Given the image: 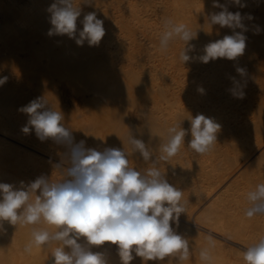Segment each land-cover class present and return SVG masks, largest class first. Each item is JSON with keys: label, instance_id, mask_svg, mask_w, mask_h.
<instances>
[{"label": "bare ground", "instance_id": "obj_1", "mask_svg": "<svg viewBox=\"0 0 264 264\" xmlns=\"http://www.w3.org/2000/svg\"><path fill=\"white\" fill-rule=\"evenodd\" d=\"M103 1L104 2L102 4V6H100L102 3V2L99 3L100 0H92V3H91L92 5L90 4V7L95 8V6H96V10L94 8H91L92 10L90 9V11L94 10L97 15L99 14L100 16H102L101 19H103V20L105 19L104 24H107V25L112 23L111 21H114V20H116L118 23L119 19H120L119 22H123V21H121L122 16L123 17L128 16L129 18L133 17V19H135L134 17L138 18L137 16H139V18H140V14H138V11L141 8H143L142 7L143 5L140 7L141 4H144L145 7L146 6H148V7L150 6L152 8L158 7L157 8L158 11L156 10V12H158L159 17L168 18L171 20H175L176 22L186 24L193 31H197V38L195 40L190 41V43L191 44L195 43L194 44L195 45V51L198 48L201 49V53L196 54L195 51L189 53L192 56L203 55L204 54L203 48L206 44H208L209 42H214L216 40L222 39L225 35H232L233 34V30L228 28V27L221 28L219 25H214L212 27V29H210L208 27V25L206 23L207 19H208V15L212 12H219L220 11L219 8H213L212 7L213 0H103ZM19 2H23V3L17 4ZM17 3H15V1H13V0H9V3H6V2L0 0V58H1L0 63H3V67L5 65L4 68L7 69L6 70L7 72L9 70L8 75L10 76V79L9 78L7 79L6 84L2 85L3 88L5 87V91L7 92V94H9L11 92V88H8V87H12V86L17 85V86H19V87H16L19 89L18 91H20L21 90L20 88H22L23 86H25V87L30 86L31 87V84L29 86L27 85L28 82L29 81L33 82L35 78H37V80H38L41 76H43V75H41L39 77L40 74L45 75V73H39V71L43 69L42 71H45L46 73H48V74H46L47 78H45V81L43 80L44 81L43 85L45 86L44 89H46V87L50 88L49 91H47V89L43 91V92L46 91L45 96L46 95L47 96L45 98L52 95V97L55 100L61 101L62 97L64 95H66L67 91H65L63 89H59L56 82L61 80L60 77H63L62 73H64V72L70 73L69 69L70 70L72 69V71H74V70L76 71L77 66L83 65V68L84 67L86 68V69H84L85 71L84 70L82 71L83 68H80L81 69L80 71H82L83 74L80 72L79 74L75 75L73 72H71V75L66 74L67 78L65 77V80L67 79V83H68V85L72 91V94L70 96V98L72 99V104H73V102H76V96L78 95V93H75V90L80 89V92L78 90H77V92H79L78 97H79L80 101L83 103L82 107L79 105L77 107L76 106L74 107V105H76V103H74L73 106L70 108H68V105H66L67 103L65 104V106L68 109H71V111L79 112L81 108L83 110H86L85 111L86 113L84 114V116H85L84 118H85V121L87 123L85 122L86 124L84 123L85 126H83V128L85 127L86 130L85 129H82V130L87 131L86 134L89 133L88 136L89 135L92 136V138H90L91 136L90 137L87 136V138L94 139L96 142H102L100 140L102 130H103V134H104V131L106 130V129H104V126L108 123V119L110 117L108 115V112H106V111H108L111 108V107H107L105 105V103L106 102L108 103L109 101H111L114 104V102H116L114 104V106H115L117 104V102H119V101L122 102L125 100V99L124 100L122 99L123 96L128 97V95H124V93H123L122 97H120L122 100H118V98L112 96L113 95V91H112L113 89L112 88L115 84L117 71H120L119 73H122L123 75L126 76L127 75L126 72L128 70L127 71L124 70L123 67H117L115 64H111V63L108 64L107 61L109 58H108V56H105L103 50L100 52H97V53H91L92 55L90 54V52H85L84 54H82L83 50L89 49L88 48L89 45L87 44V42H85L83 46H78L75 43V40L70 39L67 35L48 36L45 32L47 30L49 31V28L44 29L45 32H44V30H43V32H41V34H46V37L48 36L47 39L49 38L48 39L49 41H48L45 39V36L43 35L44 41L46 40L44 43L41 36H39L40 34H38V33L40 32L39 30L41 28H43V25H44L43 24L44 22L42 20L43 16L45 17L46 15H50V14L49 13L45 14L44 12H42L43 10L41 11V9L35 10L36 13H35V11H33L34 13L31 12L30 17L28 18L30 20H27V22H26L27 24H30V26L29 25L26 26L27 24H25V21L27 19V17H26L27 14L24 13L23 11L26 10L25 7L27 5L26 6H24V5L27 4V2H25V0H20V1H17ZM31 3H32V5H34L36 7L39 5L41 6V3L39 4V0H31ZM219 3L226 4L228 6V10L233 12V13L239 11V12H241L242 15L250 14L253 17L252 20H247V19L244 20V24H245L246 28L248 29L246 32H244V35L247 37L246 49H245L244 54L242 56L238 57L234 61L228 60L225 58H218L214 61H210L207 64H204V63H202V64L204 66H210L211 64H213L217 68V70H218V68H225L229 71V75H231V77H235V79L237 81H239L241 84L246 85L244 87L245 95H244L243 99H237L234 97H232L231 99H227L226 97L224 98V96H221L220 97L221 101H219L220 102L219 106H215L218 102V100L216 101V98H218V91H219L218 86L223 81V77H222L221 73L217 70L212 72V74L210 76L209 83L203 84V85L194 84L195 82L192 83V80H194L195 75L188 74L186 71H184L185 79L182 80L180 83V87H181L180 92H181V94L184 95V98H185L183 103L180 101L179 102L176 101L177 100L176 98L170 97L173 94L172 91L169 88H166V86H162V84L164 83L163 75L161 77L162 79H160V80H157L158 79L157 77L159 75L157 77L154 76L155 79L157 78L155 81L154 77H152V75H153L152 74L150 76L151 77L150 79H152L154 82L152 80L149 81V78H148L149 76L146 73L147 69L144 66L145 63H143L142 61H141L143 63L142 65L137 64V66L131 67V69H134L136 67L141 68L140 69L141 73H138V72H135V73H138V75L136 74L137 76H140V74L143 75V73H144V76L140 77V78H142V80L145 79L146 76H147L146 79L148 78L147 80H143V81H141L140 79H136V82H139L138 84H142V82H144V81H145V83L147 82L146 84H142V86H141L142 88L141 87L139 88L140 85L137 87V88H139V91H138V89L134 90V88H131V85H128V87H129L128 88L126 83L124 82L125 84H123V82H122L124 79L121 78V80H119V82H121L122 85H126L125 87H127V90L129 89V92L134 90L133 93L132 92L129 93L126 91L129 95L131 94L130 95L131 97L128 98L129 100L132 98V96L134 97V95L138 94V92H140L141 89H142L141 92L144 91L142 98H140L139 100H138V98H136L137 100H134L135 102H132V103H135L134 104L135 106H137L134 109V114H135L136 118L138 119V121H139V119L141 120V123L136 122V124L137 125L141 124V126L144 125L145 127L150 125L148 131L151 132L152 134H156L154 137H157V134L158 135L160 134L155 129L158 126L163 125L166 129H168V127H170V126H172V125H174V124H176L182 120L183 121H182L181 126L184 129H188V127L190 129V122L187 119L190 115L194 117L197 114H203L206 117L213 118L217 123H219L221 125V130L217 135V143L213 146V149L209 153H207L205 155H199V154L194 153L191 149H189L187 147L188 142L191 140V133H190L189 134L190 137H188V136L185 137V140H186L185 146L182 147L180 152L174 158H172L169 161L170 163L172 162L171 164H173V161L175 159H177L176 165H178V167H180L179 164L181 162L184 163L183 161H185V160H182L184 158L183 155H185V156L187 155L186 157L191 155V156H189L190 158L193 157L192 155H197V157L199 156L200 159L203 158L200 161V159L195 156L199 160L198 163L200 162V164L199 165L197 164L198 168H197L196 164L193 165V166H196L195 170L196 169L197 170L194 173L190 172L193 174L192 176H200L203 180L201 179L199 181V179H197L196 177L195 178L193 177L194 180H193V182L191 181L192 183L191 182L190 183L191 184L194 183L193 184L194 186H192V185L190 186V183H187L188 184L187 187L186 186L183 187L182 185L177 184V186H179L180 188H182L183 190H185L188 193L186 195L184 192V199H185V201H187V204H186L187 214L181 215L178 227L183 228L187 231L191 230L190 232H194V231H192L193 227L188 224V223H190V221L188 222V220L186 218H188L187 217L188 215H191V214H189L191 211L190 209H192L193 206L197 203L195 201H198V199L201 198V196H202V194H200V190L196 189L197 188L196 186H199L200 187L199 189H201V188L204 189L205 186L204 187L200 186V185H203L204 178H206L207 183L210 184V182H211V184H212L214 182V183H216V184H214V186H216L220 181H222L226 177L227 174L232 172L238 165L240 166L241 159H244V160L247 159L248 160L250 158L249 156H252V158H251L252 160H248L250 162L248 163V161H247L248 165H246L243 170L241 169L242 171L240 172V173L250 174V171H251L250 168L252 166H254L256 161L259 160V162H260L262 160L261 157H264V0H241V3L246 4V7H243V8L232 4L231 0H219ZM6 4H7V6H6ZM8 4H9V6H8ZM95 4H98L100 7H98V5H95ZM123 5H126V7H123ZM40 6L38 8H41ZM20 7H21V9H20ZM115 8L117 10H114ZM18 10H23L21 12H23L24 14L21 13V15H20V12ZM28 10H29V8H28ZM144 10H146V9H144ZM147 11H149V10H147ZM82 12H84V10ZM88 12H85L84 14H87ZM115 12H117L118 14H115ZM154 12H155V10H154ZM41 13H42V15L40 16V20H38L39 16H37V15H40ZM34 15H35V17H33ZM24 17H26V18H24ZM117 18H119V19H117ZM45 19L46 18H44V20ZM47 19H49V17H47ZM81 19H83V17H80V20ZM106 19L107 20L109 19L110 23L109 22L107 23ZM128 19H127V17H126V20H125V18H123V20H125V21L123 22L124 24L122 23L121 25H123V26L127 25L126 31L128 30L130 33V30H133L134 28L131 25L132 23L126 24L128 22ZM116 21H114V22H116ZM37 22H39L40 24L38 23V25H37ZM31 25H33V26L31 27ZM107 25L104 26L105 33H107L110 30L109 26H107ZM130 25L132 26L133 29H130V27H131ZM77 26H78V29L81 28L79 25H77ZM36 27H38V28H36ZM257 27L260 28L259 34H256V28ZM107 28H109L108 31H107ZM235 31L239 32V31H241V29H236ZM51 37H53V38H51ZM108 37L109 36L106 35L105 38H108ZM38 38H40V39H38ZM159 38H160V34L156 38L151 37L150 38L151 40H149V42L154 43V39L160 40ZM177 42H179V41H177ZM182 44L183 43H181V45ZM126 45L128 46V44H126ZM92 47H94V46H92ZM123 47L122 46L119 47L123 53L124 52L127 53V51H128L129 54H131V52L133 51L132 52L133 54L134 53L139 54V52H141V51L146 50V52H147L148 51L147 49H151V47H154V45L153 46H146L145 44L131 41L129 43V48H131L132 51L130 49L127 50V47H125L127 50L126 51ZM50 51H52V52H50ZM60 53L61 54L65 53V55L63 54L61 56ZM87 53H89L90 55ZM50 54L51 55L57 54L56 56L52 55V58H54L55 62L50 61V60H53L52 58L50 59V56H51ZM140 54H142V53H140ZM178 59H179V57H178ZM48 60H49V62H48ZM179 65H180V63L178 64V67H179ZM181 65H182V67H180V68L185 67V66H183V63ZM236 67L245 68L246 69V75L244 77H241L236 72ZM120 68H122V69H120ZM84 72H85V75H84ZM80 74L84 75V77ZM63 75H65V74H63ZM123 75H119V76L122 77ZM136 75H134V77ZM36 76H38V77H36ZM80 76L83 77L85 82H82V78ZM56 78L58 80H56ZM79 78H80V80H79ZM87 78H88V80H87ZM130 78L132 79V77H130ZM159 78H160V76H159ZM138 80H140L141 83ZM226 80H228V79L226 78ZM35 81H36V79H35ZM131 81H129V82H131ZM36 82H38V81H36ZM41 82H39L38 84H40ZM49 82H50V84H49ZM191 83H192V85H190ZM14 84H16V85H14ZM76 84H78L80 86L78 88L76 87V89H74V86H77ZM133 84H134V82H133ZM122 85H120L119 88H122L123 87ZM37 86H39V85H37ZM132 86L134 87V85H132ZM25 87H23V88H25ZM80 87H82V88H80ZM135 87H136V85H135ZM0 88H2V87H0ZM3 88H2V90H3ZM23 88H22V91H24ZM123 88H122V90L125 89V88L124 89ZM198 88H203L204 92L203 93L199 92ZM35 89H41V88H35ZM42 89H43V87H42ZM26 90L27 89H25V91ZM122 90L120 89L119 91L122 92ZM16 91H17V89H16ZM16 91H15V94H14V92H11V93L14 96L18 95V96H16L17 98H12V96H10L11 97L10 103L6 104L4 109H2V107L0 106V132H1L0 134H2V132H3V134L5 136H7L8 138L11 137L17 143H19V145H21V144L28 145V146L30 145V147H32L33 149L36 148V150L40 151V153L41 152L43 153V151H41V150L45 149V151L50 152V154H49L50 156H55V157L59 156L57 158V160L61 161L65 151L62 150L61 148L58 149V147H56L57 146L56 143H54V145L56 144V146H53V145L51 146L50 144L47 143V141L41 142L35 136V133L32 136L29 134L26 135V134L22 133V131H21V128L27 123L26 120H28V119L26 118V120H24V117H27V114L19 112L18 109L23 107V106H26L28 102L34 100V98H36L34 96H37V97H38V95L43 96V94H42L43 92L41 91L40 92L41 94L40 93L36 94V92H35V95L31 94V96L33 95L32 96L33 98H31V96L29 94V96L31 98L30 99V98H28L29 96H27V93L25 94V92H23V94H24L23 95L22 91H21V93H19L18 91L16 93ZM32 91L33 90H31V92ZM119 91H117V92H119ZM135 91H138V92L136 93ZM206 93H208L209 95L204 96ZM74 94H76V96ZM116 95H118V94L116 93ZM139 96H140V94L136 95V97H139ZM128 99L126 98L125 101L127 102ZM51 100L53 102H55L53 99H51ZM51 100H50V102H51ZM131 100H133V99H131ZM209 100H210V102L211 101L215 102L214 105L212 106L213 109L210 111V107H207L206 110L203 111V105H206V102ZM57 101L55 103H57ZM53 102H52V104H53ZM58 103H60V102H58ZM136 103H137V105H136ZM62 104H64V103H62ZM129 105L130 104L127 105V108ZM56 106H57V104H56ZM59 106H60V104H59ZM59 106H57L56 108L59 109L60 107L61 108L64 107V109H65V106H60V107ZM124 106H125V104L123 105V107ZM130 106H132V109H133L134 106L133 105H130ZM130 106H129V108H130ZM104 107H106V108L103 110ZM216 107H219V108L216 110ZM88 109H90V110L87 111ZM65 111L62 110V113L64 114ZM71 111H69V112L71 113ZM2 112H4V113H2ZM69 112H67V113H69ZM87 112H88V114H87ZM132 112H133V110L128 111L126 109L124 111V114H122V115H125V117L124 116L123 117H124V120L128 124H132L131 122L133 120L130 117V114L132 115ZM73 113L74 112H72L71 114H73ZM81 119H82V117L80 118V120ZM65 122L66 121H64V124H65ZM67 122H69V121H67ZM70 124H71V122H70ZM109 124H111V123L109 122ZM114 124H115L114 126H116V125L118 126V123L115 122ZM121 125H119V126L122 128V131H123V126H121ZM114 126L112 128H114ZM74 127L75 126L73 125L70 128H74ZM108 127H109L108 129H110V126H108ZM118 127H117V129H118ZM124 127H126V126H124ZM128 129L124 132H127ZM113 130H115V128ZM116 131H115V133H116ZM189 132H190V130H189ZM106 133L107 132H105V134ZM151 133H150V135H152ZM27 137H28V139H27ZM166 140H164V142H166ZM7 141H8L7 139L5 140V139H2L0 137V162L1 161L2 162L3 161L8 162V161L13 160V158L10 156H8L4 160L1 159V157L4 155V153H6L5 150L2 149L1 147L4 146V144L5 145L8 144ZM8 142H10V141H8ZM51 142L49 141V143H51ZM89 142H90V140H89ZM91 142H93V141L91 140ZM10 144L13 145L14 142L11 141ZM52 144H53V142H52ZM99 144H97V145H99ZM107 144H108V142H107ZM19 145H16V147L15 146H13V147L16 149H17V146L22 147ZM109 145H110V143H109ZM261 145H262V148L260 147ZM25 151H26V148H25ZM30 153L32 154V152H30ZM186 157H185V159H187ZM195 157H193V158H195ZM52 158H54V157H52ZM197 159H195L194 161H197ZM137 160H141L142 161V162L140 161L141 163H145V161L142 159V157L140 155L137 156ZM202 161L203 162L205 161V163H203ZM7 162H6V164H7ZM259 162L256 164V165H258L257 167H259V169H257L258 171L255 169L256 166H254L252 169V172L254 175V176L252 175L253 176L251 178L252 181L249 178V181H251V183L254 185V187H251L252 190H254L256 185H258L257 183H259V182L261 183V181L264 183V159L260 162V164L262 163L261 165L259 164ZM10 163H11V165H13L12 162H10ZM147 165H145V166H147ZM242 165H243V163L241 164V166ZM54 166H56V165H54ZM145 166L142 168L145 169ZM170 166H172V165H170ZM243 166L241 168H243ZM1 168H2V166H1ZM148 168H146V169H148ZM175 168H177V166L173 167L174 171H176ZM178 169H181V168H177V171H178ZM254 169L256 172L253 171ZM181 170H179V171H181ZM189 170L192 171L193 168H189ZM248 170H250V171L248 172ZM141 171L144 172L143 170H141ZM174 171L169 172V174L172 173V175L174 176V174H175ZM185 171H183V173H182L183 175L188 172L187 169ZM173 172H174V174H173ZM169 174H167V175L170 176ZM182 174H179V176L182 177L183 176ZM14 175H17L16 172L13 174V173L8 172V171H7V173H2L0 171V182L10 183V184L16 185ZM172 175L170 177L171 181L175 182V181L180 180V177L179 178L177 177L178 178L177 179L176 177L174 178ZM242 175H244V174H242ZM192 176H189V177L192 178ZM258 176H261V178H262L260 181H257V179L260 178V177L258 178ZM247 177H250V176L248 175ZM19 178H22V177L20 176ZM186 181L187 180L181 181V183L185 182V184H186ZM238 182H240V181H238ZM177 183H179V181ZM245 183H247V182H245ZM236 186H234V189L232 188L234 190L233 191L234 193H231V194H232V196L238 195L240 197V195H241L240 193H243L242 192L243 190L241 191V188L244 189L243 187H245V185L243 187H241V184L238 183V186L235 189ZM248 186H251V185H248ZM229 187H231V186H228V188ZM212 188H214V187H212ZM203 189H201V190H203ZM228 198H229V196H227V199ZM241 199H242V196H241ZM238 200H240V199L238 198ZM248 206L249 205H245L244 212ZM211 207H212V205H211ZM215 209H217V208H215ZM238 209H237V211H238ZM218 211H219L218 209L215 210L216 215L219 213ZM226 211L227 210H222V213H223V215H221L222 217L217 216L218 217L217 218L216 215H213V218H212L210 215V212H212V213H214V212L211 208V211H208L210 217L209 216L207 217V215L205 214L206 215L205 219H206V221L209 219L212 222V220L215 221V219H214V216H215L217 218L216 219V226L219 227V228H216V226L213 225V224H215V222L213 221L214 223L212 225L215 227V229H217V230L221 229L224 232L226 231L225 233L226 234L228 233L227 235L230 234V236H234L235 238L242 241V243L245 244L244 246H247V247L258 242V240L260 238L264 237V225H262L260 227L259 231L248 232L246 230V223H245L246 221L244 222V219L242 220L244 223H242V222H241L242 224L237 223V221H235L233 219L231 220L230 216L227 217V215L229 213H227ZM200 214H201V212H200ZM224 214H225V216H224ZM262 216H264V215H262ZM182 220H184V221H182ZM209 220H208V224H209ZM201 221H203V220H201ZM38 227H47V226L46 225H40ZM210 227H212V226H210ZM214 227H213V229H214ZM32 231H33V229L29 228L28 225H26V226H21V225L14 226V225H10L8 223H4V230L0 231V240H1L2 244L6 243L7 246H9V248H11V250H8V252H3V251L0 252V256L2 255L0 257V264H52L53 258L51 257V252H52V249L55 245H53L51 247H49V246L33 247L30 252L25 251L26 245H28V243L32 239ZM196 231H199V230H197V228H196ZM202 231H201V233H202ZM199 235L201 236V234H199ZM206 237H207V235H206ZM230 239L233 240V238H230ZM19 240H22V241H19ZM217 241H218V239H217ZM236 242H237V240H236ZM102 248H105V250H107L106 251L107 256H110V255L114 254L113 252H116L115 246H112V245L106 244L99 249H102ZM99 249H94V250H99ZM199 252H200V250H199ZM241 252H237L238 256L234 259L233 264H244V261L242 258L243 252L242 253ZM14 256L21 257L20 258L21 260L20 261L13 260ZM117 260L109 259V262H110V264H119V259H117ZM168 261H170V262L168 263ZM171 261L172 260H165L164 263L170 264ZM200 262L201 261L199 258L192 257L191 261L188 263H185V264H200ZM218 262L219 261H217L216 264H220ZM132 264H137L136 260L132 261ZM158 264H160V263H158ZM171 264H174V263H171Z\"/></svg>", "mask_w": 264, "mask_h": 264}, {"label": "clouds", "instance_id": "obj_2", "mask_svg": "<svg viewBox=\"0 0 264 264\" xmlns=\"http://www.w3.org/2000/svg\"><path fill=\"white\" fill-rule=\"evenodd\" d=\"M231 2L246 7L241 0ZM81 3L90 5L92 0ZM80 4L75 5L74 0H54L47 9L51 25L47 34L67 35L78 46L85 42L98 46L105 36L104 21L97 18L95 11L88 12L79 21L83 26L79 30ZM212 7L220 11L208 15V27H228L233 30L232 35L206 44L203 55L190 56L195 51L190 41L197 38V31L167 19L159 41L161 50L167 51L175 40L183 41L184 48L179 53L183 64L192 60L207 64L218 58L234 61L242 56L247 40L244 32L248 30L244 20L253 17L239 11L233 13L219 0H213ZM259 32L257 27L256 34ZM236 72L241 77L246 75L243 67H236ZM7 79L0 77V86ZM231 79L233 87L228 91L234 98L243 99L246 85L235 77ZM198 91L203 93L204 89L198 88ZM18 111L28 116L22 133L34 131L41 142L51 139L63 146L65 152L55 166L61 177L58 180L41 175L27 184L21 181L19 188L0 182V231L4 230L5 222L33 226L32 239L25 251L55 245L51 252L52 264H110L104 251L94 250L106 244L115 246L119 264H132L137 257L142 264L149 261L163 264L165 260L184 264L191 259L189 238L177 231L181 215L187 214L184 190L170 183L166 171L159 167L160 162L167 163L185 146L189 130L181 126L183 120L168 127L167 140L160 145L158 156L153 155L143 139L130 133L133 152L152 165L141 172L130 166L124 149L106 147L99 151L86 147L85 140L75 142L73 130L64 124V114L54 110L45 97L30 101ZM187 119L191 133L187 147L199 155L209 153L217 143L221 125L203 114L190 115ZM247 200V218L264 215V183L248 192ZM214 249L215 240L208 236L207 246L199 252L201 264H213ZM242 258L244 264H264V237L248 246Z\"/></svg>", "mask_w": 264, "mask_h": 264}, {"label": "rangeland", "instance_id": "obj_3", "mask_svg": "<svg viewBox=\"0 0 264 264\" xmlns=\"http://www.w3.org/2000/svg\"><path fill=\"white\" fill-rule=\"evenodd\" d=\"M1 1H4V2H6V3H9V0H1ZM13 1H15V3H17V1H20V0H13ZM25 2H27V4H25L24 6H26L25 7V11H23V10H18L19 12H20V15H21V13H26L27 14V19H26V21H25V24H27L26 22H27V20H30V19H28L29 17H30V15H31V12H33V11H35V10H38V9H41V11L42 12H44L45 14H47V13H49L48 11H47V9H48V7L54 2V0H39V4L41 3V8H38L39 6H34V5H32V3H31V0H25ZM82 2V0H74V4L75 5H79L80 3ZM102 2V3H101ZM103 0H100V2L99 3H101V5L100 6H102V4H103ZM21 3H23V2H19V3H17V4H21ZM98 3V2H97ZM98 3V4H99ZM98 4H95V5H98ZM128 4V3H127ZM92 5V4H91ZM143 5V6H142ZM6 6H7V4H6ZM8 6H9V4H8ZM22 6V5H21ZM99 5H98V7H100ZM143 7V8H141L139 11H138V14H140V18H139V16H137L138 18H136V17H134L135 19H133V17L132 18H129L128 16H126L127 17V19H128V22L126 23V24H130V23H132L131 25L133 26V28H132V26L130 27V29H133V30H130V33H129V31L127 30L126 31V26H123V25H121L125 20H126V17L124 16H122V19H121V21H123V22H119V18H117V19H119L118 20V23H117V21L116 20H114V21H116V22H114V21H111L112 23H110L109 21V19L107 20L106 19V22L108 23H110L109 25H107V24H104V26L105 25H107V26H109V28H110V30H109V28H107V33H105V37H106V35L107 36H109L108 38H103L102 40H101V42H100V44L98 45V46H94V47H92V46H89L88 48V50L86 49V50H83V52H82V54H84L85 52H90V54L91 53H97V52H100V51H102L103 50V52H104V54H105V56H108V61H107V63L109 64V63H111V64H115L117 67H123L124 68V70H128L126 73H127V75L125 76V75H123L122 73H119L120 71H117V75H116V79H115V84H114V86H113V97H116V98H118V100H126V98L128 99V98H130L131 96V94L129 95L127 92H129V89L127 90V87H128V85H131V88H134V90L135 89H138V91H139V88L142 86V84H146L145 83V81L144 82H142V84H138L139 82H136V79H140L141 81H143V80H147L148 78H149V81L150 80H152V79H150L151 77V75H152V77H157L158 75L160 76V78H159V76L156 78L157 80H160V79H162L161 77H162V75H163V79H164V83L162 84V86H166V88H169L171 91H172V95L170 96V97H173V98H176L177 100L176 101H180V102H184V100H185V98H184V95L183 94H181V92H180V90H181V87H180V83H181V81L182 80H184L185 79V76H184V71H186L188 74H191V75H195L194 76V80H192V83L193 82H195L194 84H200V85H203V84H207V83H209V81H210V76H211V74H212V72H214L215 70H217V68L213 65V64H211L210 66H204L201 62H199V60H192V61H189V62H187V63H185V64H183V66H185L184 68H180V67H182V61L180 60V58L178 59V57H179V53L182 51V49L184 48V43H183V41H179V40H175V41H173L172 42V44H170V46H169V48L167 49V51H162L161 50V48H160V43H159V41L160 40H157V39H154V43L152 42V43H150L149 42V40H151L150 38L151 37H154V38H156L159 34H160V37H161V34L163 33V31H164V22H165V20H167L168 18H162V17H159V14H158V12H156V10H157V8L158 7H154V8H152V7H148V6H146L145 7V5L144 4H141L140 5V7ZM80 7H81V9H82V11L84 10V12H82V14H81V16L80 17H83L85 14V12H93V11H90V9L91 8H94V7H90V5H86V4H83V3H81L80 4ZM123 7H126V5H123ZM28 8H29V10H28ZM37 8V9H36ZM104 8V7H103ZM102 8V9H103ZM122 8V7H121ZM20 9H21V7H20ZM95 10H96V6H95V8H94ZM105 9V8H104ZM144 9H146V10H144ZM92 10V9H91ZM114 10H117L116 8L114 9ZM147 10H149V11H147ZM154 10H155V12H154ZM21 11H23V12H21ZM27 11V12H26ZM158 11V10H157ZM17 13V12H16ZM23 13V14H24ZM34 13V12H33ZM35 13H36V11H35ZM25 14V15H26ZM44 14V15H45ZM50 14V13H49ZM115 14H118L117 12H115ZM149 16H148V15ZM33 15V14H32ZM42 15V13L40 14V15H37V16H39V19L38 20H40V16ZM24 16V15H23ZM47 17H50V15H46ZM44 17L43 16V24L45 25H43V28H39L40 30V32L38 33V34H40L39 36H41V38H42V40H43V42L45 43V41L46 40H48L47 39V37L49 36L48 34H47V32H48V30L45 32V30L44 29H47V28H49L50 29V27H51V25H50V23H49V19H47V17ZM26 17H24V18H26ZM33 17H35V15L33 16ZM80 17H78V20H77V25H79L80 27V29L79 30H81L82 29V25L79 23V20H80ZM42 18V17H41ZM44 18H46L45 20H44ZM97 18H99V19H101L102 18V16H100L99 14L97 15ZM123 18H125V20H123ZM35 19V18H34ZM33 19V20H34ZM133 19V20H132ZM165 19V20H164ZM82 20V19H81ZM103 20V19H102ZM132 20V21H131ZM35 21V20H34ZM103 21H105V19L103 20ZM174 22H176L175 20H173ZM40 22V21H39ZM39 22H37V25H38V23ZM105 22V23H106ZM29 23V22H28ZM36 23V22H35ZM176 23H179V22H176ZM40 24V23H39ZM124 24V23H123ZM30 26V24H27L26 26ZM36 25V24H35ZM36 25V26H37ZM47 25V26H46ZM33 25H31V27H32ZM42 26V25H41ZM106 26V27H107ZM78 27V26H77ZM36 28H38V27H36ZM157 29V30H156ZM43 30H44V32L48 35L47 37H46V34H41V32H43ZM157 34V35H156ZM43 35L45 36V41H44V37H43ZM51 38H53V37H51ZM38 39H40V38H38ZM160 39V38H159ZM49 41V40H48ZM131 41H134V42H138V43H142V44H145L146 46H153L154 45V47H151V49H147L148 51L146 52V50L145 51H141V52H139V54L138 53H132L133 51L131 50V48H129V43L131 42ZM177 41H179V42H177ZM183 43L182 45H181V43ZM126 44H128V46L126 45ZM195 44V43H194ZM197 44V43H196ZM120 46H124L123 48L126 50V48L125 47H127V50L128 49H130L131 51V54H129V52L127 51V53L126 52H122L121 50H120ZM156 46V47H155ZM92 47V48H91ZM40 49V48H39ZM174 49V50H173ZM90 50V51H89ZM175 51V52H174ZM50 52H52V51H50ZM49 52V53H50ZM58 52V51H57ZM149 52V53H148ZM55 53V52H54ZM140 53H142V54H140ZM195 53L196 54H198V53H201V49L200 48H198L196 51H195ZM61 54V53H60ZM64 55H65V53H63ZM63 54H61V56L63 55ZM87 54H89V53H87ZM89 54V55H90ZM51 55V54H50ZM49 55V56H50ZM52 55H54V54H52ZM52 55L50 56V59L52 58ZM57 55V54H56ZM56 55H54V56H56ZM92 55V54H91ZM190 55V54H189ZM190 56H192V55H190ZM64 57V56H63ZM175 57V58H174ZM1 59V58H0ZM49 59V60H50ZM53 60H50L51 62H53L54 61V58H52ZM176 59V60H175ZM49 60H48V62H49ZM143 63H145L144 64V66H145V68L147 69L146 70V73H147V75L149 76L147 79H146V77H145V79H143L142 80V78H140L141 76H144V73H143V75L142 74H140V76H137L138 75V73H141V71H140V69L141 68H138V67H136V68H134V69H131V67L132 66H137V64H143ZM55 62V61H54ZM180 63V65H179V67H178V64ZM74 65V64H73ZM81 66V67H80ZM80 66H77L76 67V71L74 70V71H72V69L70 70L69 69V71H70V73L69 72H64V73H62V76L63 77H60V81H58V82H56V84H57V86L59 87V89H63V90H65V91H67V93H66V95H64L63 97H62V100L61 101H57V100H55L53 97H52V95L51 96H49V97H47V98H45V99H47V101H48V103L50 102V100L51 99H53L55 102L57 101V103H55V102H53L52 100H51V104L49 103V105L54 109V110H56L57 108V106H59V104H60V106H65V104L66 105H68V108H70V107H72L73 106V104L74 103H76V105H74V107L76 106H81L82 107V102L80 101V99H79V97H78V95H79V92H80V89H76V87L78 88L80 85H78V84H76L77 86H74V89H76L75 90V93H78V95L76 96V94H74L75 96H76V102H73V104H72V99L70 98V96H71V94H72V91H71V89H70V87H69V85H68V83H67V79L65 80V77H66V74H70L71 75V72H73L75 75H77V74H79L80 72L82 73V71L84 70V69H86L85 67L83 68V65H80ZM85 66V65H84ZM4 67H5V65H4ZM3 67V63H0V77H7V78H9L10 79V76L8 75V72H9V70H8V72L6 71L7 69L6 68H4ZM80 68H83L82 69V71H80L81 69ZM56 69V68H55ZM120 69H122V68H120ZM43 70V69H42ZM42 70H40L39 71V73H45V75L44 74H40L39 75V77L41 76V75H43V76H41L38 80H37V78H35L36 79V81H38V82H36L35 81V79H34V81L33 82H31V81H29L28 82V86L31 84V87L29 86V87H25V86H23V87H25V88H23L22 86V88L24 89V91H22V88H20L21 90L20 91H18L19 89L18 88H16V87H19V86H17L16 84H14V85H16V86H12V87H8V88H11V92H14V94H15V91H16V89H17V91L19 92V93H21V91H22V94H23V92H25V94L27 93V96H29V94H30V96H31V94H34L35 95V92H36V94H38V93H40L41 91L43 92L44 90H46L47 89V91H49L50 90V88H48V87H46V89H44L45 88V86L43 85L44 84V81H45V78H47V76H46V74H48V73H46L45 71H42ZM85 71V70H84ZM217 71H219L220 73H221V75H222V77H223V81H222V83L218 86V98H216V101L218 100V102H217V104L215 105V106H219V104H220V102L219 101H221V96H224V98L226 97L227 99H231L233 96L230 94V92L228 91V89H230V88H232L233 87V83H232V77H231V75H229V71L227 70V69H225V68H218V70ZM116 72V71H115ZM125 72V71H124ZM123 72V73H124ZM135 72H138V73H135ZM157 74H156V73ZM135 73V74H134ZM51 74V73H50ZM63 74H65V75H63ZM83 74V73H82ZM82 74H80V75H82ZM123 75L122 77L121 76H119V75ZM133 74V75H132ZM137 74V75H136ZM150 74V75H149ZM161 74V75H160ZM84 75H85V72H84ZM84 75H82L83 77H84ZM134 75H136L135 77H134ZM146 75V74H145ZM82 76H80L81 78H82V82H85L84 81V79H83V77ZM89 76V75H88ZM132 77V79L130 78V77ZM36 77H38V76H36ZM78 77V76H77ZM87 77V76H86ZM119 77V78H118ZM127 77V78H126ZM129 77V78H128ZM134 77V78H133ZM155 77H154V79H155ZM196 77V78H195ZM67 78V77H66ZM121 78L122 79H124L122 82H123V84H125L126 83V85H127V87H125L126 85H122V83L121 82H119V80H121ZM226 78L228 79V80H226ZM130 79V80H129ZM135 79V80H134ZM156 79H155V81H156ZM44 80V81H43ZM56 80H58L57 78H56ZM79 80H80V78H79ZM87 80H88V78H87ZM132 80V81H131ZM140 80H138V81H140ZM43 83H42V82ZM129 81H131V82H129ZM141 81H140V83H141ZM153 81V80H152ZM151 81V82H152ZM39 82H41L40 84H38ZM125 82V83H124ZM133 82H134V84H133ZM154 82V81H153ZM37 83V84H36ZM120 83V84H119ZM192 83L190 84V85H192ZM6 84V83H5ZM35 84V85H34ZM49 84H50V82H49ZM37 85H39V86H37ZM120 85H122L123 87V89L124 90H122V88H119L120 87ZM132 85H134V87L132 86ZM135 85H136V87H135ZM140 85V86H139ZM6 86V85H5ZM36 86V87H35ZM139 86V88H137ZM0 87H2L3 88V86H0ZM42 87H43V89H42ZM2 88H0V106L2 107V109H4L5 108V106H6V104H8V103H10V96H12V98H17L16 96H18V95H16V96H14L11 92V94L9 93V94H7V92L5 91V87L3 88V90H2ZM16 88V89H15ZM34 88V89H33ZM35 88H41V89H35ZM80 88H82V87H80ZM129 88V87H128ZM142 88V87H141ZM7 89V88H6ZM25 89H27L26 91H25ZM29 89V90H28ZM122 90V92L121 91H119V90ZM8 90V89H7ZM15 90V91H14ZM31 90H33L32 92H31ZM77 90L79 91V92H77ZM132 90V89H131ZM134 90H132V91H130L129 93H133V91ZM9 91V90H8ZM17 91H16V93H17ZM117 91H119V92H117ZM127 91V92H126ZM138 91H135L136 93L138 92ZM142 91V89L140 90V92H138V94H140V96L139 97H136V95H138V94H136V95H134V97L132 96V98L131 99H133V100H129L128 99V101L126 102L125 100L124 101H119V102H117V104L114 106V104L116 103V102H114V104L111 102V101H109L108 103L106 102L105 103V105L107 106V107H111L108 111H106V112H108V115L110 116L109 117V119H108V123L104 126V129H106L105 131H104V134H105V132H107L105 135L103 134V130H102V134H101V137H100V140L102 141V142H96L94 139H90V138H92V136L91 135H89L88 136V134L89 133H87L86 134V132L87 131H85L86 130V128L84 127L83 128V126H85V124L87 123L86 121H85V116H84V114L86 113L85 111L86 110H83L82 108V110L80 109V111L79 112H77V111H71V109H68L66 106H65V109H64V107H58L59 109H60V111H62V110H66L65 112H64V121H69V122H65V126H67L68 128H70L71 126H75L74 128H70L71 130H73V135H74V137H75V142H79L80 140H85L86 141V147H89V148H96L97 150H99V151H103L104 150V148H106V147H117V148H121V149H124L125 150V152L128 154V160H129V164H130V166H132L133 168H135L136 170H143L144 172L147 170L146 168H148V167H151L152 165H151V162H145V163H141L142 161L141 160H137V156L139 155L138 153H134L133 152V150H132V146L130 145V143H129V135H130V133H132L136 138H140V139H143L144 141H145V143L146 144H148V146H149V149L153 152V155L154 156H158L159 155V147H160V145L161 144H163V142H164V140H166L167 139V129L163 126V125H160V126H158L157 128H155L157 131H158V133H160L159 135L157 134V137H154L156 134H152L151 132H149L148 131V129H149V127H150V125L149 126H141V124H136V122L137 123H141V120L139 119V121H138V119L136 118V116H135V114H134V109L137 107V106H135L134 104L135 103H132V102H135L134 100H137L136 98H138V100L140 99V98H142V96H143V92H141ZM31 92V93H30ZM18 93V94H19ZM45 93H46V91L45 92H43L42 94H43V96L44 97H46L45 96ZM49 93V92H48ZM116 93L118 94V95H116ZM123 93H124V95H128V97L126 96H123L122 97V95H123ZM41 94V93H40ZM116 96H115V95ZM120 94V95H119ZM24 95V94H23ZM206 95H209L208 93H206L204 96H206ZM21 96V95H20ZM30 96L28 97V98H30ZM33 96V95H32ZM31 96V98H33ZM42 95H38V97H43ZM34 97H36V98H38L37 96H34ZM52 97V98H51ZM120 97H122V99L120 98ZM125 97V98H124ZM30 98V99H31ZM36 98H34V99H36ZM66 98V99H65ZM49 99V100H48ZM65 99V100H64ZM171 99V98H170ZM29 100V99H28ZM71 101V102H70ZM131 101V102H130ZM52 102H53V104H52ZM58 102H60V103H58ZM121 102V103H120ZM29 103V102H28ZM27 103V104H28ZM55 103V104H54ZM62 103H64V104H62ZM214 103L215 102H210V100L209 101H207L206 102V105H203V111L204 110H206V108L207 107H210V111L213 109L212 108V106L214 105ZM56 104H57V106H56ZM125 104V108L123 107V105ZM128 104H130V105H133L134 107H133V109H132V106H130V108H129V106H128V108H127V105ZM53 105V106H52ZM136 105H137V103H136ZM96 106V105H95ZM121 106V107H120ZM106 107H104L103 108V110L105 109ZM116 108V109H115ZM121 110H120V109ZM219 107H216V110L218 109ZM59 109H57V110H59ZM128 110V111H130V110H133V112H132V115L130 114V117L132 118V124H128L125 120H124V117H125V115H122V114H124V111L125 110ZM74 110V109H73ZM90 109H88L87 111H89ZM123 110V111H122ZM4 111V110H3ZM69 111H71V113L72 112H74L73 114H71ZM20 112V111H19ZM67 112H69V113H67ZM2 113H4V112H2ZM87 114H88V112H87ZM86 114V115H87ZM112 114V115H111ZM70 115V116H69ZM73 115V116H72ZM83 115V116H82ZM69 116V117H68ZM80 116V117H79ZM88 116V115H87ZM124 116V117H123ZM75 117V118H74ZM82 117V119L80 120V118ZM26 118L28 119V116L27 117H24V120H26ZM84 118V119H83ZM72 121H71V120ZM79 119V120H78ZM116 120V121H115ZM118 120V121H117ZM27 121V120H26ZM116 123H118V126L119 125H121V126H123V131H122V128L120 129L117 125L116 126H114L115 124V122ZM70 122H71V124H70ZM73 122V123H72ZM86 122V123H85ZM109 122L112 124H109ZM85 123V124H84ZM121 123V124H120ZM68 124V125H67ZM76 124V125H75ZM109 124V125H108ZM125 124V125H124ZM133 125V126H132ZM108 126H110V129H108L109 127ZM114 126V128H115V130H113L114 128H112ZM124 126H126V127H124ZM117 127H118V129H117ZM128 129V131L127 132H124V131H126L127 129ZM187 128V127H186ZM82 129H85V130H82ZM125 129V130H124ZM188 129H189V127H188ZM188 129H186V130H188ZM117 130V131H116ZM120 130V131H119ZM190 130V129H189ZM109 131V132H108ZM114 131V132H113ZM115 131H116V133H115ZM119 134H118V133ZM1 133V132H0ZM150 133L152 134V135H150ZM33 134H34V132H31L29 135H32L33 136ZM189 134H190V132L188 131V133H187V135L185 136V137H190L189 136ZM87 136L88 137H90V138H87ZM153 136V137H152ZM0 137L2 138V139H7L8 141H12V142H14V144L12 145V144H10V142H8L7 141V143L9 144H4V146H2L1 148L2 149H4L5 150V152L6 153H4V155L1 157V159H6L8 156H10V157H12L13 158V160H11V161H1L0 162V171L2 172V173H7V171L8 172H11V173H15L16 172V174L17 175H14L15 176V183H16V187L17 188H19V186H20V182L21 181H23V182H25V184H27L28 182H31V181H34L37 177H39V176H41V175H46V176H48V177H50V179L51 180H53V181H55V180H58V179H60L61 177H60V175H59V172H58V170H56V167L54 166V165H56V163L58 164L60 161L59 160H57V158L59 157L58 155V157H55V156H50L49 154H50V152H48V151H45V149L44 150H41V151H43V153L41 152L40 153V151H37L36 150V148H32V147H30V145L28 146V145H23V144H21V145H19V143H17L14 139H12L11 137L10 138H8L7 136H5L4 134H3V132H2V134H0ZM27 139H28V137H27ZM88 139V140H87ZM89 140H90V142H89ZM91 140L93 141V142H91ZM47 141V143L48 144H50L51 146L53 145V146H56V144L54 145V143L55 142H53L51 139L50 140H46ZM45 141V142H46ZM49 141L51 142H53V144H52V142L51 143H49ZM107 142H108V144H107ZM99 144V145H97V144ZM102 143V144H101ZM109 143H110V145H109ZM92 144V145H91ZM94 144V145H93ZM185 144H186V140H185ZM12 145V146H11ZM16 145H19V146H22V147H18L17 146V149L16 148H14L13 146H15L16 147ZM32 145V144H31ZM102 145V146H101ZM108 145V146H107ZM104 146V147H103ZM56 147H58V149L59 148H61L62 150H64L65 151V149H64V147L63 146H61V145H59L58 146V144H57V146ZM261 148H262V145L260 146ZM25 148H26V151H25ZM57 149V150H58ZM260 149V148H259ZM258 149V150H259ZM25 151V152H24ZM28 152V153H27ZM30 152H32V154L30 153ZM34 152V153H33ZM30 153V154H29ZM36 153V154H35ZM47 154V155H46ZM187 156V155H186ZM185 155H183V159L182 160H185V161H183L184 163H182L181 161V163L179 164L180 165V167H178V165H176L177 164V162H176V160L177 159H173L174 161H173V164H171L169 161V165L167 164V163H165V162H160V164H159V167H160V169H161V171H166V176H167V178H168V180H169V182L170 183H173V184H175V185H177V184H180V185H182L183 187L184 186H188V184L187 183H190L191 181L193 182V177L195 178H197V179H199V181L202 179L200 176H192L193 174L192 173H194L196 170H195V168H196V166H197V164L199 165L200 164V162L198 163V159L197 158H199L200 159V157L198 156L197 157V155H192L193 157H195V158H190L189 156H191V155H189L188 157H186ZM41 157V158H40ZM52 157H54V158H52ZM185 157L187 158V159H185ZM250 157V158H249ZM248 158V160H252L251 158H252V156H249ZM56 158V159H55ZM140 158V157H139ZM138 158V159H139ZM202 158V157H201ZM195 159H197V161H194ZM203 159V158H202ZM202 159H200V161L202 160ZM261 159L263 160L264 159V157H261ZM260 159V160H261ZM15 160V161H14ZM247 159H241V162H240V166L238 165L232 172H230L229 174H227L226 175V177L222 180V181H220L216 186H214V184H216V183H212L211 184V182H210V184L209 183H207V180H206V178H204V181H203V185H200L201 187H204V189L203 188H201V189H203V190H201V189H199L200 187L199 186H196L197 188L196 189H198V190H200V194H202V196H201V198H199L198 199V201H195V202H197L194 206H193V208L192 209H190L191 211H190V213L189 214H191V215H188L187 217L188 218H186L187 220H188V222L190 221V223H188L189 225H191L190 227L192 228V231H194V232H190V231H187V230H185V229H183V228H180V227H178L177 228V231L179 232V233H181V234H183V235H185L186 237H188L189 238V242H190V249H191V259H192V257H196V258H199V250H201L202 248H204V247H206L207 246V237L208 236H211V237H213L214 238V240H215V249L213 250V255H214V261H213V264H216V262L217 261H219L218 263H220V264H233V262H234V259L238 256L237 254V252H241L242 250L244 251V250H246V248H247V246H244L245 244L244 243H242V241H240L239 239H237V238H235L234 236H230V234L229 235H227L223 230H217V229H215V227L214 226H216V219L218 218L217 216H219V217H222L221 215H223V213H222V210H227L226 212L227 213H229L228 215H227V217L228 216H230V218H231V220L233 219V220H235V221H237V223H244L245 221V223H246V230L248 231V232H250V231H259V229H260V227L262 226V225H264V216H262V215H258V216H255V217H253V218H251V219H249V218H247L246 216H245V212H244V208H245V205H249V203H248V201H247V192H250V191H252V189H251V187H254V185L251 183V181H252V177L254 176L253 175V172H252V169H253V167L254 166H256V170L257 169H259V167H257L258 165H256L258 162H259V160L258 161H256V163L254 164V166H252L251 168H250V170H248V172L250 171V174H246V173H240L243 169H244V167L246 166V165H248V163L250 162V161H248ZM261 160V161H262ZM141 161V162H140ZM194 161V162H193ZM244 161V162H243ZM247 161H248V163H247ZM260 161V162H261ZM6 162H7V164H6ZM10 162H12V164L13 165H11V163ZM16 162V163H15ZM193 162V163H192ZM203 162V161H202ZM260 162H259V164H260ZM55 163V164H54ZM141 163V164H140ZM175 163V164H174ZM203 163H205V161L203 162ZM243 163V168H241L242 166H241V164ZM10 166H9V165ZM148 164V165H147ZM183 164V165H182ZM196 164V166H193V165H195ZM202 164V163H201ZM262 164V163H261ZM260 164V165H261ZM139 165V166H138ZM145 165H147V166H145ZM170 165H172V166H170ZM259 165V166H260ZM1 166H2V168H1ZM14 166V167H13ZM145 166V169L144 168H142V167H144ZM176 167L177 166V168H181V169H178V171H177V168H175V170L176 171H174L173 170V167ZM15 168V169H14ZM189 168H193V170L192 171H190L189 170ZM197 168H198V166H197ZM187 169V171L190 173V172H192V173H185L184 175L182 174L183 173V171H185ZM242 169V170H241ZM255 169L253 170L254 172H256L255 171ZM16 170V171H15ZM179 170H181V171H179ZM6 171V172H5ZM13 171V172H12ZM168 171V172H167ZM172 171H174L175 172V174H174V172H173V174H174V176L172 175V173L171 174H169V172H172ZM258 171V170H257ZM21 172V173H20ZM142 172V171H141ZM178 172V173H177ZM180 172V173H179ZM186 172V171H185ZM244 172V171H243ZM167 174H169L170 176H168ZM179 174H182L181 176L182 177H180L179 176ZM242 174H246L247 176L249 175L250 177H247L246 175L244 176V175H242ZM171 175L175 178H179L180 177V180L181 181H185V180H187L186 181V184H185V182L183 183H181V181L180 180H178L179 181V183H177L178 181H175V182H173V181H171V179H170V177H171ZM253 175V176H252ZM18 176V177H17ZM22 177V178H19V177ZM189 176H192V178L191 177H189ZM256 177V176H255ZM254 177V178H255ZM260 177V178H259ZM177 178V179H178ZM182 178V179H181ZM191 178V179H190ZM249 178L251 179V181H249ZM258 178L259 179H257V181H260L262 178H261V176H258ZM248 179V180H247ZM17 180V181H16ZM203 180V179H202ZM206 180V181H205ZM240 181V182H238V181ZM237 181V182H236ZM191 182V183H192ZM209 182V181H208ZM245 182H247V183H245ZM250 182V183H249ZM190 183V186L192 185V186H194L193 184H191ZM228 183V184H227ZM238 183L239 184H241V187H243L244 185H245V187H243L244 189H242L241 188V191L243 192V193H240L239 195H240V197L238 196V195H234V196H232V194L231 193H234L233 191V189H234V186H238ZM245 183V184H244ZM249 183V184H248ZM260 183V182H259ZM259 183H257V184H259ZM261 183H263L262 181H261ZM260 183V184H261ZM184 184V185H183ZM196 184V183H195ZM205 184V185H204ZM234 184V185H233ZM211 185V186H210ZM248 185H251V186H248ZM228 186H231V187H229L228 188ZM233 186V187H232ZM237 186L235 187V189L237 188ZM212 187H214V188H212ZM228 188V189H227ZM231 188V189H230ZM233 188V189H232ZM231 190V191H230ZM210 191V192H209ZM230 191V192H229ZM184 192H185V194L187 195L188 193L184 190ZM227 196H229V198L227 199ZM238 196V197H237ZM241 196H242V199H241ZM244 197V198H243ZM238 198L240 199V200H238ZM204 200V201H203ZM213 201V202H212ZM247 201V202H246ZM215 203V204H214ZM206 204V205H205ZM205 205V206H204ZM211 205H212V207H211ZM214 206V207H213ZM241 207V208H240ZM210 208V209H209ZM211 208H212V210H213V212L214 213H212V212H210V215H211V217L213 218V215H216V212H215V210H219L218 212V214L216 215V217L214 216V219H215V221L214 220H212V222H211V220H209V224H208V220L206 221V215H207V217L209 216V212L208 211H211ZM215 208H217V209H215ZM239 208V209H238ZM195 209V210H194ZM237 209H238V211H237ZM199 212V213H198ZM200 212H201V214H200ZM221 212V213H220ZM206 214V215H205ZM200 215V216H199ZM224 216H225V214H224ZM232 216V217H231ZM198 217V218H197ZM203 217V218H202ZM210 217V216H209ZM261 217V218H260ZM247 218V219H246ZM263 218V219H262ZM198 219V220H197ZM229 219V218H228ZM244 219V222L242 221ZM246 219V220H245ZM201 220H203V221H201ZM182 221H184V220H182ZM200 221V222H199ZM215 222V224H213L214 222ZM248 221V222H247ZM204 222V223H203ZM211 222V223H210ZM218 222V221H217ZM5 223H7V222H5ZM219 223V222H218ZM241 223V224H242ZM214 226H213V225ZM29 226V228H32L33 229V226H31V225H28ZM210 226H212V227H210ZM175 227V226H174ZM195 227V228H194ZM213 227H214V229H213ZM196 228H197V230H199V231H196ZM216 228H219L218 226H216ZM195 229V230H194ZM203 231H202V230ZM202 231V233H201V231ZM218 231V232H217ZM220 231V232H219ZM200 232V233H199ZM199 234H201V236L199 235ZM222 234V235H221ZM225 234V235H224ZM206 235H207V237H206ZM217 236V237H216ZM206 237V238H205ZM229 237V238H228ZM230 238H233V240L232 239H230ZM217 239H218V241H217ZM226 240V241H225ZM236 240H237V242H236ZM19 241H22V240H19ZM223 241V242H222ZM239 242V243H238ZM241 242V243H240ZM201 244V245H200ZM4 245V246H3ZM204 245V246H203ZM194 247V248H193ZM229 247V248H228ZM240 250H239V249ZM244 248V249H243ZM226 249V250H225ZM242 249V250H241ZM8 250H11V248H9V246H7V244L6 243H3L2 244V242H1V240H0V252H8ZM222 250V251H221ZM230 250V251H229ZM98 251H104L105 253H106V251L107 250H105V248H102V249H99ZM242 251V252H243ZM241 252V253H242ZM114 254H112V255H110V256H108V258L109 259H114V260H117V259H119V257L118 256H116V252H113ZM220 253V254H219ZM222 253V254H221ZM224 253V254H223ZM107 254V253H106ZM2 256V255H1ZM0 256V257H1ZM21 257H19V256H14L13 257V260H17V261H20L21 259H20ZM191 259L189 260V261H185L184 262V264L185 263H188V262H190L191 261ZM136 262H137V264H142V262H141V259L139 258V257H137L136 259ZM118 261V260H117ZM165 262V261H164ZM163 262V264H166V263H164ZM167 262V261H166ZM170 261H168V263H169ZM158 263H160V262H153V261H149L148 262V264H158ZM171 263H174V264H176V262H175V260H172L171 261ZM170 263V264H171ZM200 264H201V262H200Z\"/></svg>", "mask_w": 264, "mask_h": 264}]
</instances>
